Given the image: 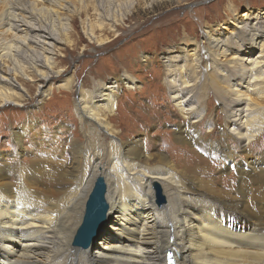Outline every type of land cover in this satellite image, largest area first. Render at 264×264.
Returning <instances> with one entry per match:
<instances>
[{
  "label": "bare ground",
  "instance_id": "1",
  "mask_svg": "<svg viewBox=\"0 0 264 264\" xmlns=\"http://www.w3.org/2000/svg\"><path fill=\"white\" fill-rule=\"evenodd\" d=\"M89 1L101 12L105 4L132 10L145 0H0V111L25 106L30 95L23 81L31 89L32 83L41 84L34 98L39 102L56 83L64 91L73 86L70 78L53 82L65 72L58 67L56 48L64 44L69 17ZM163 1L172 0H150ZM87 21L85 33L95 39ZM204 33L206 67L198 41L189 40L182 52L173 49L163 58L166 85L184 120L173 142L185 149L190 165L173 161L168 151L150 155L141 139L115 140L119 132L111 121L118 113L117 91L123 84L135 87L129 74L90 91L81 88L74 111L87 144L75 149L68 174L42 156L21 170L17 162L0 158V264H167L168 251L178 264H264V157L250 159L264 133V8L235 12ZM207 91L223 106V138L199 142ZM208 124L214 132L216 122ZM23 134L14 133L18 143ZM230 141L236 150L227 148ZM199 143L228 162L226 169L238 171L234 187L218 189L216 180L204 177L208 172L201 169H208L210 160L192 150ZM242 155L249 160L236 161ZM98 177L106 181L108 223L98 242L77 248L74 239ZM49 185L57 187H43ZM155 186L162 191L161 206Z\"/></svg>",
  "mask_w": 264,
  "mask_h": 264
},
{
  "label": "rangeland",
  "instance_id": "2",
  "mask_svg": "<svg viewBox=\"0 0 264 264\" xmlns=\"http://www.w3.org/2000/svg\"><path fill=\"white\" fill-rule=\"evenodd\" d=\"M94 8L96 5L92 1L78 6V14L69 17L67 22L64 44L56 48L58 67L65 72L61 79L53 82L70 78L74 82L73 86L64 91L56 83L50 94L39 102L34 98L40 83H32L35 87L31 89L23 81V87L25 91L29 89L27 93L30 95L26 97L28 100L25 106H10L0 111V158L5 163L14 165L17 162L21 170L35 157L42 156V160L51 168L61 167V171L68 174L76 150L87 144L80 120L74 111L80 89L93 90L101 82L110 83L122 79L125 73L134 78L135 87L134 90H128L123 84L120 91H117L118 113L111 121L119 132L115 140L122 142L141 139L150 155H166L168 151L173 161L175 158L185 161L188 157L184 154L185 149L173 142L178 126L184 120L178 115L166 85L167 71L163 58L173 49L179 48L177 53L182 52V47L191 44H187L189 40L198 41L205 60L202 65L206 67L207 43L203 40L205 29L208 26L216 28L235 12L243 14L250 8L254 11L263 9L264 0H181L180 3L172 0L152 4L150 0H145L141 6L132 10L120 6V3L111 6L105 4L101 12ZM86 20L94 31L95 39L85 33L84 28L89 27L85 25ZM145 56L149 59L143 61ZM194 76L196 78V75L192 78ZM202 79L205 84L206 80ZM198 80L200 82L201 78ZM203 99L206 118L197 132L201 136L199 142L221 140L224 129L223 106L213 91H207ZM208 120L216 122L212 133ZM15 132L24 133L21 143L14 137ZM230 142L227 148L236 150L237 144ZM192 147L194 153L210 160V167H203L201 171L208 172L205 178L217 181L215 186L218 189L227 191L229 185L234 187L238 183V171L224 167L228 162L222 163L219 155L209 154L201 143L193 144ZM242 156L244 158H237L236 161L249 160L245 155ZM214 157L216 160H213ZM261 157H264V133L251 150L250 159L259 160ZM190 162L185 161V164L189 166ZM62 182L63 179L59 184ZM66 183H62L61 190L67 189ZM43 187L55 189L57 186ZM107 223L108 220L103 228ZM99 240L98 236L95 242Z\"/></svg>",
  "mask_w": 264,
  "mask_h": 264
},
{
  "label": "water",
  "instance_id": "3",
  "mask_svg": "<svg viewBox=\"0 0 264 264\" xmlns=\"http://www.w3.org/2000/svg\"><path fill=\"white\" fill-rule=\"evenodd\" d=\"M106 190L105 179L98 177L86 204L83 223L74 239L75 247L87 249L96 241L99 232L106 223L109 208L105 200ZM155 190L157 204L161 206L164 202L162 191L158 186H155Z\"/></svg>",
  "mask_w": 264,
  "mask_h": 264
}]
</instances>
